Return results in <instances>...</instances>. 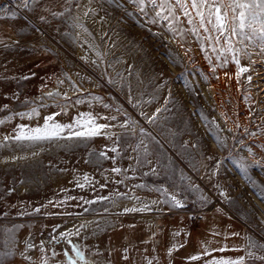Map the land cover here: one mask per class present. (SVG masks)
I'll list each match as a JSON object with an SVG mask.
<instances>
[{"label":"rangeland","instance_id":"374dc122","mask_svg":"<svg viewBox=\"0 0 264 264\" xmlns=\"http://www.w3.org/2000/svg\"><path fill=\"white\" fill-rule=\"evenodd\" d=\"M170 3L179 22L148 0H0V264H68L73 247L75 264H173L180 215L213 208L264 246L259 32L217 43ZM48 117L100 132L16 139Z\"/></svg>","mask_w":264,"mask_h":264},{"label":"snow or ice","instance_id":"6c2138e0","mask_svg":"<svg viewBox=\"0 0 264 264\" xmlns=\"http://www.w3.org/2000/svg\"><path fill=\"white\" fill-rule=\"evenodd\" d=\"M135 2L140 7V10H144L143 0H135ZM148 2L155 9L159 7L160 11L156 12L157 17H161L167 20L169 17L176 22H179L180 17L175 16V8L173 7L170 0H148ZM174 4L183 13V16L187 18V22L190 25L194 23L199 24V28L203 29L205 32L209 31L207 25L211 26V31L218 33L219 36L216 37V42L219 43L220 37H224L225 32L230 31L232 36L239 34L244 39L248 37L245 35V29H251L252 34L256 35L259 32V38L262 41V46H264V0H174ZM191 8L195 12V16L198 17V21H194L192 13L189 12ZM207 9V11H205ZM236 9H239L238 15L236 14ZM167 11V16H162V12ZM231 13V15H230ZM260 24L259 30L253 28L254 24ZM170 30L171 29L170 27ZM195 34L197 29L195 26L191 29ZM206 39L211 40L212 37H206ZM225 42L227 39L225 38ZM203 50V49H202ZM231 51V48L228 49ZM215 51V49H213ZM238 63V61H237ZM241 72L247 71L245 68L240 69ZM53 117H48L45 120L44 127H37L34 129H29L26 133L23 129L16 136L17 140H42V139H52L58 137L66 127L58 123H49L52 121ZM77 128L80 130L73 131L70 127L69 130L72 131L73 137L78 138H91L99 134L100 126L94 125L91 117L87 120L81 117L80 121L76 122ZM115 171H119L116 169ZM82 186V185H81ZM39 211V209H37ZM222 250V249H221ZM74 257L68 261V264H75L76 260H83L82 253L75 247H73ZM199 257L193 256L191 259L196 260ZM209 264H234V262L228 260H214L210 261Z\"/></svg>","mask_w":264,"mask_h":264},{"label":"crops","instance_id":"0c3cea01","mask_svg":"<svg viewBox=\"0 0 264 264\" xmlns=\"http://www.w3.org/2000/svg\"><path fill=\"white\" fill-rule=\"evenodd\" d=\"M180 216L186 218L190 234L178 250L170 248L166 251L173 264H209L214 260L259 264L264 259V246L247 232L240 220L226 212L214 208L206 210L193 226L188 223L187 215ZM162 237L163 229L158 239L160 248L163 247ZM237 243L238 247L235 246ZM193 256L199 258L193 260Z\"/></svg>","mask_w":264,"mask_h":264},{"label":"bare ground","instance_id":"6f19581e","mask_svg":"<svg viewBox=\"0 0 264 264\" xmlns=\"http://www.w3.org/2000/svg\"><path fill=\"white\" fill-rule=\"evenodd\" d=\"M118 206H123V207H129L131 209L133 208H144L145 207V203L141 200H134V201H124V202H119V203H116L114 205L115 208H117ZM161 216H157L156 218H160ZM156 243H158V239L155 240Z\"/></svg>","mask_w":264,"mask_h":264},{"label":"built area","instance_id":"2783aa9c","mask_svg":"<svg viewBox=\"0 0 264 264\" xmlns=\"http://www.w3.org/2000/svg\"><path fill=\"white\" fill-rule=\"evenodd\" d=\"M199 212L192 213L191 217L189 218V224L198 222L199 220Z\"/></svg>","mask_w":264,"mask_h":264}]
</instances>
